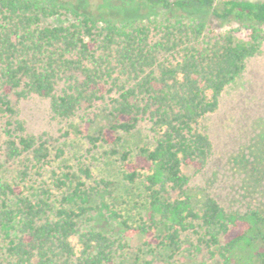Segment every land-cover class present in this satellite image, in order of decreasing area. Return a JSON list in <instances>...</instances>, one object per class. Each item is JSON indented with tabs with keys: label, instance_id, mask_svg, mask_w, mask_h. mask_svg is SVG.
I'll return each mask as SVG.
<instances>
[{
	"label": "trees",
	"instance_id": "1",
	"mask_svg": "<svg viewBox=\"0 0 264 264\" xmlns=\"http://www.w3.org/2000/svg\"><path fill=\"white\" fill-rule=\"evenodd\" d=\"M125 1L162 15L126 17L107 1L75 8L0 0V149L15 176L0 178L3 264H264V211L227 210L190 183L212 155L198 122L261 51L264 1ZM61 10L67 23L43 24ZM200 11L220 27L195 17ZM30 97L47 99L51 116L76 117L90 146L118 158L122 180L139 182L134 223L105 202L85 168L80 178L50 172L56 207L47 188L23 194L30 172L49 163L48 140L27 134L19 119L16 104ZM141 124L150 145L120 151L121 135ZM94 201L117 237L79 230ZM133 237L144 239L145 256L127 251Z\"/></svg>",
	"mask_w": 264,
	"mask_h": 264
},
{
	"label": "rangeland",
	"instance_id": "2",
	"mask_svg": "<svg viewBox=\"0 0 264 264\" xmlns=\"http://www.w3.org/2000/svg\"><path fill=\"white\" fill-rule=\"evenodd\" d=\"M46 1L75 8H87L107 1L116 7L124 6L123 13L126 17L147 15L158 18L162 15L153 7L125 0ZM193 14L213 27L221 25L207 11ZM69 20L70 14L61 10L59 15L43 19V24L55 26ZM16 105L26 133L43 136L48 140L49 150V163L42 169L32 170L28 179L21 183L23 194L36 197L41 188H47L53 195L51 204L56 207L59 192L51 187L50 172L69 170L80 178L78 170L85 168L89 171L91 181L100 183L105 190L104 200L107 204L128 223H134L138 219L142 204L138 197L139 182L127 184L122 180L118 158L109 155L107 149L101 145L90 146L84 134L79 132L76 117L64 120L51 116L49 101L38 97H30ZM197 128L208 136L212 155L205 169L192 177L191 185L205 188L227 210L244 211L257 208L264 211V42L260 53L247 60L242 75L224 89L217 109L203 116ZM121 136L120 151L132 154L137 147L150 145L145 124H141L130 134ZM1 142L0 134V147ZM0 178L8 181L15 178L3 161L1 149ZM100 214L98 202L94 201L92 210L77 220L79 230L94 228L106 235L117 237L115 223L105 215L100 217ZM143 242L144 239H128L127 251L145 256L148 249L142 245ZM3 263L0 242V264Z\"/></svg>",
	"mask_w": 264,
	"mask_h": 264
}]
</instances>
